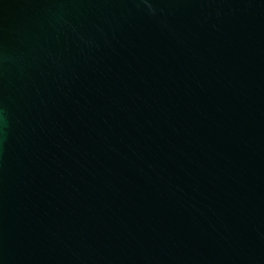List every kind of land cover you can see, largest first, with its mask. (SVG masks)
<instances>
[{
	"label": "water",
	"instance_id": "obj_1",
	"mask_svg": "<svg viewBox=\"0 0 264 264\" xmlns=\"http://www.w3.org/2000/svg\"><path fill=\"white\" fill-rule=\"evenodd\" d=\"M0 264H264V0H0Z\"/></svg>",
	"mask_w": 264,
	"mask_h": 264
}]
</instances>
